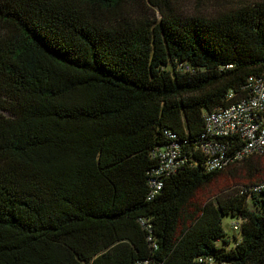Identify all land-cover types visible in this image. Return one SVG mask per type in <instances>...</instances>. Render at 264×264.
I'll use <instances>...</instances> for the list:
<instances>
[{
	"label": "trees",
	"instance_id": "trees-1",
	"mask_svg": "<svg viewBox=\"0 0 264 264\" xmlns=\"http://www.w3.org/2000/svg\"><path fill=\"white\" fill-rule=\"evenodd\" d=\"M181 3L0 0V264H264L256 182L192 204L237 164L262 176L264 156L208 171L199 146L206 115L264 76V0ZM220 140L228 157L243 146ZM172 142L185 164L151 197Z\"/></svg>",
	"mask_w": 264,
	"mask_h": 264
},
{
	"label": "built area",
	"instance_id": "built-area-1",
	"mask_svg": "<svg viewBox=\"0 0 264 264\" xmlns=\"http://www.w3.org/2000/svg\"><path fill=\"white\" fill-rule=\"evenodd\" d=\"M247 88L250 97L239 100L226 108H219L205 117V130L201 138L203 140L200 151L205 157V165L208 171L223 170L228 166L242 161L252 155L264 156V76H251ZM170 137H175L169 134ZM226 137H238L243 143L240 151L234 156L228 157V145L222 142ZM158 167L151 172L153 197L162 187L161 178L183 167L185 156L181 145L172 142L160 149L157 154ZM264 190V182H258L251 187L253 192ZM235 231H240V222L233 225ZM211 258H199L198 264H212ZM137 264H160L146 259Z\"/></svg>",
	"mask_w": 264,
	"mask_h": 264
},
{
	"label": "rangeland",
	"instance_id": "rangeland-1",
	"mask_svg": "<svg viewBox=\"0 0 264 264\" xmlns=\"http://www.w3.org/2000/svg\"><path fill=\"white\" fill-rule=\"evenodd\" d=\"M183 4V12L185 14H203L205 16L215 15L219 11H224L229 7L236 6L240 2L250 3L255 0H181ZM180 4V5H181ZM259 168H262L261 177H250L247 174V170L243 164H237L225 170L221 176H219L211 184L201 188L195 195L192 204L195 207L204 205L207 202H212L214 199L233 189L242 188L249 183H258L257 181L264 182V157L260 159ZM237 222V219L233 216H225L222 220L223 228L226 232V236L232 239L234 243V237L240 238L239 231L233 230V225Z\"/></svg>",
	"mask_w": 264,
	"mask_h": 264
}]
</instances>
